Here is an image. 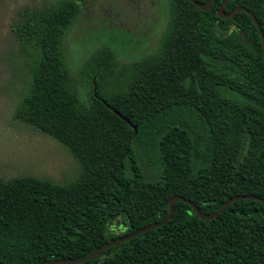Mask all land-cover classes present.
<instances>
[{"label": "trees", "instance_id": "16d2710c", "mask_svg": "<svg viewBox=\"0 0 264 264\" xmlns=\"http://www.w3.org/2000/svg\"><path fill=\"white\" fill-rule=\"evenodd\" d=\"M168 2L159 49L124 67L129 78L114 91L98 85L117 65L113 49L91 56L86 110L70 87L63 50L85 0L19 14L12 33L29 84L14 116L66 147L80 173L66 184L0 179V264L87 257L164 220L173 196L207 215L236 196L264 201V60L257 28L247 12L220 18L223 0H212L208 11L187 0ZM236 7L250 11L264 35V0H230L222 14ZM173 207L166 225L80 264H264L261 202L235 201L212 220L184 202Z\"/></svg>", "mask_w": 264, "mask_h": 264}, {"label": "rangeland", "instance_id": "374dc122", "mask_svg": "<svg viewBox=\"0 0 264 264\" xmlns=\"http://www.w3.org/2000/svg\"><path fill=\"white\" fill-rule=\"evenodd\" d=\"M67 0H0V179L32 176L56 184L75 180L80 166L68 149L17 119L14 114L27 91L29 76L12 27L23 11ZM168 0H85L67 32L63 50L78 104L92 102L93 74L87 68L98 49L111 47L116 66L98 85L112 92L128 79V67L154 54L169 20ZM29 61V59H28ZM125 77V78H124ZM117 79V81H116ZM114 81V82H112ZM117 223L112 228H117Z\"/></svg>", "mask_w": 264, "mask_h": 264}, {"label": "water", "instance_id": "95a60500", "mask_svg": "<svg viewBox=\"0 0 264 264\" xmlns=\"http://www.w3.org/2000/svg\"><path fill=\"white\" fill-rule=\"evenodd\" d=\"M189 1L191 4H193L196 8H198L201 11H208L211 8V4H212V0H208V2L206 4H201L195 0H187ZM230 0H223V2L221 3V5L219 6L218 10H217V14L220 18L223 19H227L230 18L232 15H234L235 13L239 12V11H243V12H247L248 16L251 18L252 22L254 23V25L257 28V31L260 35L261 38V42L263 45V60H264V35L263 32L260 28V25L258 23V21L256 20V18L254 17V15L250 12L247 11L245 8L243 7H236L234 8L229 14L223 15L222 14V10L224 5ZM112 111L119 116L122 120H124L125 122H127L130 126L133 127L134 131H136L137 127L132 125L126 118L122 117L116 110L112 109ZM239 200H257L259 202H261L264 205V201L262 199H259L257 197L254 196H248V195H242V196H236L234 198L229 199L227 202L224 203L223 206H221V208L216 211L213 214L207 215V214H203L200 212V210L194 206L193 203H191L190 201L179 197V196H173L171 197V199L169 200V211L168 214L166 216V218L158 223L155 224H150L132 234H128L126 236H121L117 239H114L102 246H100L97 250H95L93 253H91L90 255H88L87 257L81 258V259H59V260H52L50 262H48V264H80L82 262H86L88 260H92L93 258H95L96 256H98L100 253H102L103 251H105L106 249H108L109 247L112 246H118L120 245L122 242L125 241H129L133 238H136L142 234H144L145 232H148L150 230H153L159 226H164L166 225V223L172 218L173 216V211H174V203H176L177 201H181L186 203L187 205L190 206V208L192 209V211L195 213V215L197 217H199L202 220H212L214 218H216L218 215H220L231 203L235 202V201H239ZM263 217H264V213H263Z\"/></svg>", "mask_w": 264, "mask_h": 264}]
</instances>
